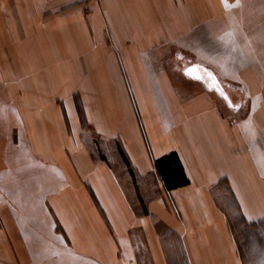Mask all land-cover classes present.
<instances>
[{"label": "crops", "instance_id": "obj_1", "mask_svg": "<svg viewBox=\"0 0 264 264\" xmlns=\"http://www.w3.org/2000/svg\"><path fill=\"white\" fill-rule=\"evenodd\" d=\"M254 8L0 0V264H264V81L203 80Z\"/></svg>", "mask_w": 264, "mask_h": 264}, {"label": "rangeland", "instance_id": "obj_2", "mask_svg": "<svg viewBox=\"0 0 264 264\" xmlns=\"http://www.w3.org/2000/svg\"><path fill=\"white\" fill-rule=\"evenodd\" d=\"M254 4L256 5V8H254V22L249 26L250 30L253 28L254 31L252 34L248 35L252 39L239 41L224 40L223 42H218L215 46V48H217L216 51L218 52V55L214 57L208 56L205 58V69L207 73L206 71L204 72L203 80H205L207 83H212L215 85L216 82L213 78V74H211V81H209L208 77L210 72L215 73L222 82V86L219 84V87H221L227 95L233 91L230 87L231 85L234 86V84H242L244 77L247 75V73L244 71L245 67L255 69L256 76L261 81H264L263 0H254ZM238 90L240 95L238 96L240 97L239 102L244 103L242 109H240V112L242 114H247L253 107L252 100L247 102L244 100L242 102L246 94L243 89ZM215 92L219 95L217 91Z\"/></svg>", "mask_w": 264, "mask_h": 264}, {"label": "trees", "instance_id": "obj_3", "mask_svg": "<svg viewBox=\"0 0 264 264\" xmlns=\"http://www.w3.org/2000/svg\"><path fill=\"white\" fill-rule=\"evenodd\" d=\"M156 166L167 188L172 189L190 182L179 154L170 152L156 160Z\"/></svg>", "mask_w": 264, "mask_h": 264}, {"label": "snow or ice", "instance_id": "obj_4", "mask_svg": "<svg viewBox=\"0 0 264 264\" xmlns=\"http://www.w3.org/2000/svg\"><path fill=\"white\" fill-rule=\"evenodd\" d=\"M222 3L224 4L226 9L233 7V6H238V0H237V5H230L228 3V0H222ZM199 68H200L199 65H192L189 68L185 69V74L187 76H189V78H192V79H203L201 76L194 74V70L198 71ZM208 77H209V81H211L212 76L210 73L208 74ZM207 86L209 87L210 90L217 91L219 93V95H221V97L225 99V101L229 104L230 107H237V108L239 107V105H233L232 104V102H231V100H229L227 94L222 90L221 87H219L218 81L216 82L215 85H213L212 83H208Z\"/></svg>", "mask_w": 264, "mask_h": 264}, {"label": "flooded vegetation", "instance_id": "obj_5", "mask_svg": "<svg viewBox=\"0 0 264 264\" xmlns=\"http://www.w3.org/2000/svg\"><path fill=\"white\" fill-rule=\"evenodd\" d=\"M215 82H217L218 80L216 78H214Z\"/></svg>", "mask_w": 264, "mask_h": 264}]
</instances>
